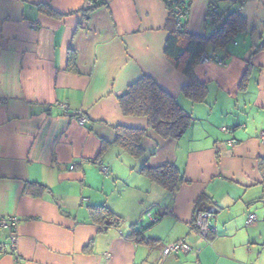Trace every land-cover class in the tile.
<instances>
[{
    "label": "crops",
    "instance_id": "obj_1",
    "mask_svg": "<svg viewBox=\"0 0 264 264\" xmlns=\"http://www.w3.org/2000/svg\"><path fill=\"white\" fill-rule=\"evenodd\" d=\"M84 1L0 0V217L19 220L16 250L0 252V264H262L264 0H188L189 33L207 36L219 26L207 24L210 4L246 20L220 55L223 65H195L207 86L195 104L180 93L187 80L163 52L164 0H100L87 14ZM70 51L78 74L65 70ZM142 74L192 122L178 139L147 129L135 159L114 143L113 127L147 128L146 118L125 117L117 102ZM163 163L183 174L173 193L140 172ZM28 182L40 184L37 194L25 192ZM95 205L119 215V226L99 232L89 216ZM199 209L211 213L206 238L194 225ZM133 227L140 237L130 236ZM8 236L0 230V243ZM177 240L189 249L162 257Z\"/></svg>",
    "mask_w": 264,
    "mask_h": 264
},
{
    "label": "trees",
    "instance_id": "obj_2",
    "mask_svg": "<svg viewBox=\"0 0 264 264\" xmlns=\"http://www.w3.org/2000/svg\"><path fill=\"white\" fill-rule=\"evenodd\" d=\"M164 3L168 13L166 20L168 35L164 43V55L187 80L180 93L193 104L202 103L207 95V86L195 76V65L202 57L216 63L219 60L224 62V58L220 55L226 50L228 44L245 30L246 20L240 15L238 9L229 12L224 11L222 14L215 4H210L207 12V24L219 22V26L207 36H199L186 30L187 15L177 20L172 12V5L176 3L178 7L184 11L187 10L189 14L188 0H164ZM99 5L101 2L97 0L93 6L82 8V11L87 14ZM38 10L48 16H60L46 5H38ZM263 47L264 43L258 49ZM65 70L70 73H79L76 66V54L73 51L68 53ZM117 102L122 115L125 117H144L147 119V128L124 125L113 127L115 132L114 143L135 159L141 158L144 154L141 141L146 136L147 129L154 131L163 139H178L186 132L192 122L190 113L147 74H142L137 80L129 84L126 91L118 96ZM257 169L261 177V199L264 202L263 157L257 160ZM140 172L150 181L171 193L176 191L184 179L182 172L171 163H163L157 167L143 165ZM38 187H40L39 183L28 182L25 184V192L37 194L40 190L37 189ZM205 199V196H200L197 205L203 204ZM89 216L98 226L99 232L119 226L122 220L119 215L105 205L90 206ZM140 231V229L133 227L130 236L138 238Z\"/></svg>",
    "mask_w": 264,
    "mask_h": 264
},
{
    "label": "built area",
    "instance_id": "obj_3",
    "mask_svg": "<svg viewBox=\"0 0 264 264\" xmlns=\"http://www.w3.org/2000/svg\"><path fill=\"white\" fill-rule=\"evenodd\" d=\"M97 0H85L84 1V8H89L95 4ZM184 1V0H181ZM172 12L174 16L177 18H182L184 15L188 16V11L183 10L182 8L178 7L176 3L172 5ZM207 58L202 57L200 61H206ZM218 64L223 65L224 62L219 60ZM59 110L62 112H67V106L65 104L59 105ZM72 115L77 116V120L79 124H83L86 121V117L83 115L81 111H73ZM262 136V135H261ZM230 144L234 143V140L229 141ZM102 172L106 173L107 168L105 166H101ZM255 218L254 214H250L246 220V223L253 222ZM18 218L16 216H9V217H0V229L1 230H8V243L0 244V252H6L8 249L9 252H14L16 250L17 242H16V234L15 230L18 225ZM194 225L201 235V237L206 238L208 233L213 231V225L210 221V214L205 210H198L195 218ZM189 249V246L183 240H177L172 243H168L161 248V256L166 257L172 254H178L180 252H186ZM264 264V262L262 263Z\"/></svg>",
    "mask_w": 264,
    "mask_h": 264
},
{
    "label": "water",
    "instance_id": "obj_4",
    "mask_svg": "<svg viewBox=\"0 0 264 264\" xmlns=\"http://www.w3.org/2000/svg\"><path fill=\"white\" fill-rule=\"evenodd\" d=\"M210 215H211V213L210 212H208Z\"/></svg>",
    "mask_w": 264,
    "mask_h": 264
}]
</instances>
